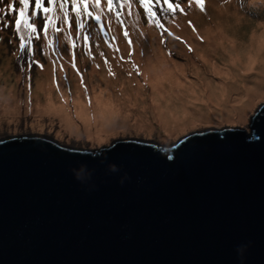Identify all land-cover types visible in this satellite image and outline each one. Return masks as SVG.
<instances>
[{
  "label": "water",
  "instance_id": "95a60500",
  "mask_svg": "<svg viewBox=\"0 0 264 264\" xmlns=\"http://www.w3.org/2000/svg\"><path fill=\"white\" fill-rule=\"evenodd\" d=\"M247 128L168 145L0 139V264H238L247 242L244 264H264V102ZM81 164L93 191L70 172Z\"/></svg>",
  "mask_w": 264,
  "mask_h": 264
},
{
  "label": "rangeland",
  "instance_id": "374dc122",
  "mask_svg": "<svg viewBox=\"0 0 264 264\" xmlns=\"http://www.w3.org/2000/svg\"><path fill=\"white\" fill-rule=\"evenodd\" d=\"M55 2L63 3L64 0H55ZM172 2L179 3L183 12L177 11L171 23L163 19L162 30L155 25H148L143 20L135 26L129 22L120 26L115 20L109 22L107 17L103 18L102 32L99 35L92 27L87 29L85 26L86 34L89 35V40L86 42L87 52L90 55L86 54L85 42L82 40L80 47L74 50L75 68L70 63L71 57L68 56V47L64 43L62 33L58 34L54 43L59 53L46 59L40 51L44 41L42 39L37 41L28 29L22 27L25 47L19 51L20 37L14 33L12 25L15 13L0 14V139L50 134L52 139L61 144L109 145L114 139L128 137L168 145L188 132L208 127L217 128L230 124L232 127L242 125V128L248 129L251 115L259 104L264 102V94L255 101L250 111L245 110L246 113H243L242 108L236 110L233 119L221 120L216 116L217 111L214 110L216 114L206 113L202 109L195 124H185L183 130L170 132L161 129L155 122L148 129L119 122L111 126V129L97 132L99 130L93 126L84 128L86 124L83 122L81 112L73 111L77 108L75 100L79 98L85 101L82 107L93 108L95 96L99 92L109 91L112 97L121 99L130 87L139 85L147 89L149 85L142 86L146 83V76L143 75L140 67L144 66L152 53L159 52L157 47L166 54L170 63L185 65L183 78L188 81L197 79L190 66L204 65L203 59L206 60L198 56V53L207 57V62H214L218 67H222L223 54L220 52H225L224 48L218 45V41L210 40L214 38L212 37L214 33L224 35L227 39L232 36L237 43L245 44L252 33L254 38H257L261 31H264V0H201L203 11L195 0L191 4L189 0H172ZM9 3L17 6L19 0H0V8L6 9ZM28 3L30 16L33 0H28ZM101 7L105 9L107 7L104 0H101ZM175 19H180L177 25L174 24ZM5 21L9 22L7 27L4 26ZM61 23L62 21H57V27H60ZM89 24L93 22L89 21ZM204 27L214 29L209 40L203 32ZM40 32L41 27L37 25L36 34ZM189 38L192 39L191 43L188 42ZM27 39L30 41L26 42ZM208 41L211 42L208 46L209 51L199 44ZM30 44L36 48L35 56H30L28 53L26 47ZM33 60L39 62L42 67L33 63ZM29 64H32L30 69ZM207 74L216 78V81L221 79V75L217 73ZM245 74L253 76L257 71L253 70ZM262 86L264 81L257 83L258 92L264 89ZM76 90L79 91V97L76 96ZM48 96L55 103L59 101L65 103V112L69 116L64 117L74 120L76 128L68 125L62 112L37 111L36 104L44 103ZM3 100L14 108L11 111L4 110ZM243 114H246L244 119L241 116Z\"/></svg>",
  "mask_w": 264,
  "mask_h": 264
},
{
  "label": "bare ground",
  "instance_id": "6f19581e",
  "mask_svg": "<svg viewBox=\"0 0 264 264\" xmlns=\"http://www.w3.org/2000/svg\"><path fill=\"white\" fill-rule=\"evenodd\" d=\"M179 21L180 19H175L174 24L177 25ZM203 32L209 40L214 29L204 27ZM261 32L257 38L252 33L245 44L237 43L232 36L227 39L224 35L214 33V38L210 40L218 41V45L225 52H220L223 54L222 67L214 62H207V57L198 53V56L206 60L203 59L204 65L190 66L197 79L188 81L183 78L185 65L170 63L166 54L157 47L159 52L152 53L144 66L140 67L147 83L142 86L149 85L147 89L139 85L130 87L121 99L112 97L109 91L99 92L95 96L93 108L82 107L85 101L79 98L75 100L77 108L73 111L81 112L86 124L84 128L93 126L99 130L97 132L111 129V126L119 122L147 129L155 122L166 132L181 131L186 127L185 124L196 123L202 109L206 113L216 114L214 110L217 111L216 116L221 120L233 119L236 110L242 108L243 113H246L245 110L250 111L255 101L264 94V89L260 92L257 90V83L264 81V31ZM188 42L191 43L192 39L189 38ZM199 44L209 51L210 41ZM253 70L257 71L256 75L245 74ZM206 72L217 73L221 75V79L216 81V78L207 76ZM76 91V96L79 97V91ZM2 105L6 111L14 108L5 100ZM65 108L64 102L55 103L50 96L44 103L36 104L37 111L62 112L63 117L69 116ZM245 115H241L243 119ZM65 119L69 126L77 127L74 120Z\"/></svg>",
  "mask_w": 264,
  "mask_h": 264
},
{
  "label": "snow or ice",
  "instance_id": "6c2138e0",
  "mask_svg": "<svg viewBox=\"0 0 264 264\" xmlns=\"http://www.w3.org/2000/svg\"><path fill=\"white\" fill-rule=\"evenodd\" d=\"M193 0H189L191 4ZM203 11L201 0H195ZM106 9L101 7V0H64L63 3L47 0H35L31 8V15H28V0H19V7H15L13 3H9L7 8H0V14L7 13L11 15L15 13L12 22L13 31L20 37L18 50L22 51L25 47L24 33L22 27L28 29L35 39L43 40L40 46L42 56L50 59L52 55L58 54L59 51L54 46L55 38L62 33L64 43L68 47V56L71 57L72 67L75 65V49L80 47L81 41L85 42V50L87 52L86 42L89 40L85 26L92 27L96 34H101L103 18L107 17L109 22L115 20L117 25L123 26L126 22L133 26L143 20L148 25L163 27L161 21L167 19L169 23L174 19V14L179 11L183 12L179 3H173L172 0H104ZM171 17V18H170ZM31 21V23H29ZM57 21H62L60 27H57ZM92 21L93 24H89ZM9 22L5 21L4 26L7 27ZM37 25H40L41 32L37 33ZM75 33V34H74ZM107 35V33H103ZM127 36V33H125ZM191 51V48H189ZM28 53L30 56L36 55L34 45L29 46ZM33 63L39 65V62L33 60ZM32 64L28 65L30 69ZM257 137H252L255 141Z\"/></svg>",
  "mask_w": 264,
  "mask_h": 264
},
{
  "label": "clouds",
  "instance_id": "9594fccd",
  "mask_svg": "<svg viewBox=\"0 0 264 264\" xmlns=\"http://www.w3.org/2000/svg\"><path fill=\"white\" fill-rule=\"evenodd\" d=\"M108 171L110 173H117L120 171L119 167L116 164H109ZM70 172L73 175V178L82 185H88L85 188V191H93L96 189L94 183H89L92 180V171L87 168L86 165L81 164L78 168L70 169ZM131 177L125 172L123 176L118 179L120 185H124L125 180H130ZM250 246V242L238 244L234 251L236 253V258L238 264H244L245 253L247 252Z\"/></svg>",
  "mask_w": 264,
  "mask_h": 264
}]
</instances>
